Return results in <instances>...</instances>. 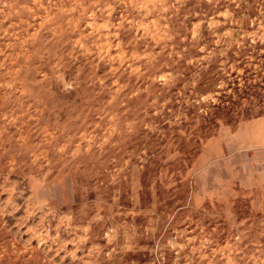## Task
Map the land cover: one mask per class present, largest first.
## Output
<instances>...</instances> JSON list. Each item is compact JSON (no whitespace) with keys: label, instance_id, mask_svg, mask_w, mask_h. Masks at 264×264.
I'll return each instance as SVG.
<instances>
[{"label":"rangeland","instance_id":"374dc122","mask_svg":"<svg viewBox=\"0 0 264 264\" xmlns=\"http://www.w3.org/2000/svg\"><path fill=\"white\" fill-rule=\"evenodd\" d=\"M261 116L264 0H0V264H264Z\"/></svg>","mask_w":264,"mask_h":264},{"label":"crops","instance_id":"0c3cea01","mask_svg":"<svg viewBox=\"0 0 264 264\" xmlns=\"http://www.w3.org/2000/svg\"><path fill=\"white\" fill-rule=\"evenodd\" d=\"M240 132H248L249 138L241 141L242 145H240V148L237 150L231 152V154H233L232 156L235 157L236 154H240L243 158V162H246L247 160L249 161V159L256 160L255 158L257 156L264 155V116L249 121L245 126L240 128L238 133ZM256 183L258 182L251 180L247 175L242 177V180L239 181L241 186L246 185L244 186L246 189L256 186ZM258 185L264 186V184L260 182Z\"/></svg>","mask_w":264,"mask_h":264},{"label":"trees","instance_id":"16d2710c","mask_svg":"<svg viewBox=\"0 0 264 264\" xmlns=\"http://www.w3.org/2000/svg\"><path fill=\"white\" fill-rule=\"evenodd\" d=\"M187 115L189 116V120H193L194 122L197 121L198 118L200 117V115L198 114V110H197V111H191V109H189V110L187 111ZM202 117L206 120V118H205L204 116H202ZM210 121H211V120H210ZM212 123H214V122L212 121ZM184 124H186V123H184ZM211 126H212V125H210V124H208V125H206V126H204V125L201 126V131H202L203 135L206 136V133H209V132L212 131ZM213 132H214V131H213ZM205 136H204V137H205Z\"/></svg>","mask_w":264,"mask_h":264}]
</instances>
